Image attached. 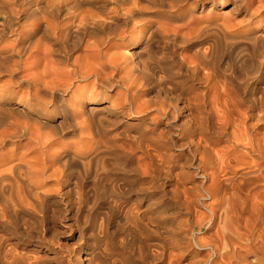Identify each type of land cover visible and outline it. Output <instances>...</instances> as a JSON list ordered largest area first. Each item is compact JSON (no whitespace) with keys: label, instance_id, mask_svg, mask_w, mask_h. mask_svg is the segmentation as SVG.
Listing matches in <instances>:
<instances>
[{"label":"clouds","instance_id":"9594fccd","mask_svg":"<svg viewBox=\"0 0 264 264\" xmlns=\"http://www.w3.org/2000/svg\"><path fill=\"white\" fill-rule=\"evenodd\" d=\"M86 241L264 264V0H0V264Z\"/></svg>","mask_w":264,"mask_h":264},{"label":"bare ground","instance_id":"6f19581e","mask_svg":"<svg viewBox=\"0 0 264 264\" xmlns=\"http://www.w3.org/2000/svg\"><path fill=\"white\" fill-rule=\"evenodd\" d=\"M75 238L76 239L78 238V234L75 236ZM38 251H39V253L41 255H49L46 249H39ZM83 251H84V255L81 256V259L82 260H85V256H87V254H88L87 241H86V244H85V247H84V250ZM85 264H87V261L86 260H85Z\"/></svg>","mask_w":264,"mask_h":264},{"label":"rangeland","instance_id":"374dc122","mask_svg":"<svg viewBox=\"0 0 264 264\" xmlns=\"http://www.w3.org/2000/svg\"><path fill=\"white\" fill-rule=\"evenodd\" d=\"M223 10H224V9H221V8L217 7V8H214V9H213V12H214V13H220V12H222ZM205 11H207V8L205 9ZM76 235H77V234L74 233L73 238L67 240L68 243H73V242L75 241V239H76V238H75ZM67 241H66V242H67ZM52 264H55V261H53Z\"/></svg>","mask_w":264,"mask_h":264}]
</instances>
